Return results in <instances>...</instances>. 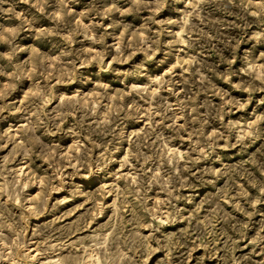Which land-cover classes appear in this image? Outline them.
I'll return each instance as SVG.
<instances>
[{"label":"rangeland","instance_id":"1","mask_svg":"<svg viewBox=\"0 0 264 264\" xmlns=\"http://www.w3.org/2000/svg\"><path fill=\"white\" fill-rule=\"evenodd\" d=\"M0 264H264V0H0Z\"/></svg>","mask_w":264,"mask_h":264}]
</instances>
